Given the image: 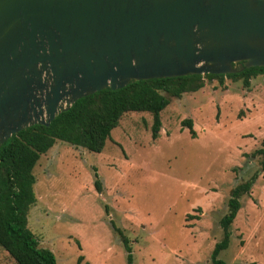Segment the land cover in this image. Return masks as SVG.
I'll return each mask as SVG.
<instances>
[{"label":"rangeland","instance_id":"1","mask_svg":"<svg viewBox=\"0 0 264 264\" xmlns=\"http://www.w3.org/2000/svg\"><path fill=\"white\" fill-rule=\"evenodd\" d=\"M127 112L100 152L56 140L33 168L27 228L57 264H215L231 189L253 175L230 225L226 264H264V73L205 79L159 113ZM191 119L194 136L182 121ZM95 180L100 182V191ZM0 264H16L0 247Z\"/></svg>","mask_w":264,"mask_h":264},{"label":"water","instance_id":"2","mask_svg":"<svg viewBox=\"0 0 264 264\" xmlns=\"http://www.w3.org/2000/svg\"><path fill=\"white\" fill-rule=\"evenodd\" d=\"M250 67L264 0H0V146L103 89Z\"/></svg>","mask_w":264,"mask_h":264},{"label":"trees","instance_id":"3","mask_svg":"<svg viewBox=\"0 0 264 264\" xmlns=\"http://www.w3.org/2000/svg\"><path fill=\"white\" fill-rule=\"evenodd\" d=\"M263 73L264 67H250L227 75H186L133 81L120 89L107 88L79 98L67 110L58 113L48 126L35 124L13 134L0 146V247L16 264H57L53 253L39 246L27 228L26 218L28 209L35 202L33 168L56 140L100 152L122 115L139 111L153 114L152 135L156 137L161 125L159 113L171 99L199 90L205 85V79L221 80L226 76L232 80L241 79L248 86L251 78ZM182 125L189 129L191 136L195 135L191 119L183 120ZM250 156L259 157L260 170L264 171V142ZM255 178L253 175L230 191L227 212L220 220L223 237L215 243L211 253L215 264H226L218 255L229 245V227L241 207L240 197L250 190ZM94 183L100 191V182L95 180ZM123 243L127 264H132L129 240L123 237ZM82 260L83 256H79L77 264Z\"/></svg>","mask_w":264,"mask_h":264}]
</instances>
